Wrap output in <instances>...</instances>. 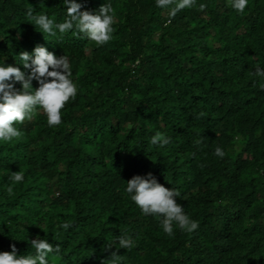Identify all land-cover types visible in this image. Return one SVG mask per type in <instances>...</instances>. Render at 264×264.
<instances>
[{
    "label": "trees",
    "instance_id": "1",
    "mask_svg": "<svg viewBox=\"0 0 264 264\" xmlns=\"http://www.w3.org/2000/svg\"><path fill=\"white\" fill-rule=\"evenodd\" d=\"M77 2L96 12L107 0ZM110 2L113 38L96 47L81 34L43 35L27 15L59 23L63 0H0V65L44 46L69 57L78 87L59 126L40 112L0 142V252L30 255L40 237L60 247L55 264H103L113 252L121 264H264V89L254 75L264 67V0L244 14L197 0L175 17L155 0ZM157 131L171 144L151 146ZM148 174L180 192L195 232L169 237L141 214L124 189ZM121 234L134 247L108 248Z\"/></svg>",
    "mask_w": 264,
    "mask_h": 264
},
{
    "label": "clouds",
    "instance_id": "2",
    "mask_svg": "<svg viewBox=\"0 0 264 264\" xmlns=\"http://www.w3.org/2000/svg\"><path fill=\"white\" fill-rule=\"evenodd\" d=\"M237 14H244L249 0H227ZM197 0H155V7L169 9V16L175 17L178 12L190 9ZM64 17L57 23L46 14L34 15L29 9L27 15L34 21L39 32L49 37L62 40L67 33L81 34L94 42L96 47H103L113 38L116 13L110 0L96 12L82 10L84 5L77 0H63ZM205 5L200 4L203 12ZM170 22V21H169ZM17 66L0 65V142H11L21 137L17 127L25 121L32 122L40 112L47 119V126L53 128L61 124V110L70 100H75L78 92L73 80V72L69 57L57 56L44 46L37 45L31 53L23 51L18 55ZM24 70H21V67ZM254 75L260 78L261 89H264V67L257 66ZM38 83L33 88V82ZM19 84L20 88L16 85ZM172 138L157 131L149 138L148 143L160 149L170 145ZM201 141L197 140L199 146ZM213 155L223 159L226 155L220 146L215 147ZM6 186L8 195L13 193L12 184L23 181L22 172L12 173ZM130 200L144 216H151L159 221L164 234L174 235V230L191 234L199 225L191 219L184 208L177 203L180 192L174 188L169 190L151 175L135 176L126 183L124 189ZM60 227L68 228L67 224ZM115 246V247H114ZM34 252L30 255H18L14 245L10 252H0V264H55L60 258L61 249L46 238L37 237L30 241ZM130 250L134 247L131 236L121 234L115 237L108 248ZM103 264H121L120 255L113 252Z\"/></svg>",
    "mask_w": 264,
    "mask_h": 264
}]
</instances>
